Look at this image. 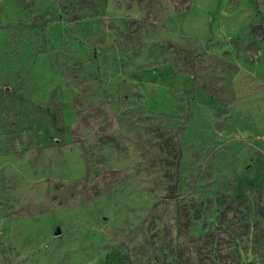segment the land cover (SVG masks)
<instances>
[{"label": "rangeland", "instance_id": "obj_1", "mask_svg": "<svg viewBox=\"0 0 264 264\" xmlns=\"http://www.w3.org/2000/svg\"><path fill=\"white\" fill-rule=\"evenodd\" d=\"M0 264H264V0H0Z\"/></svg>", "mask_w": 264, "mask_h": 264}, {"label": "water", "instance_id": "obj_2", "mask_svg": "<svg viewBox=\"0 0 264 264\" xmlns=\"http://www.w3.org/2000/svg\"><path fill=\"white\" fill-rule=\"evenodd\" d=\"M55 233H56V234H60V230L57 229V230L55 231Z\"/></svg>", "mask_w": 264, "mask_h": 264}, {"label": "trees", "instance_id": "obj_3", "mask_svg": "<svg viewBox=\"0 0 264 264\" xmlns=\"http://www.w3.org/2000/svg\"><path fill=\"white\" fill-rule=\"evenodd\" d=\"M148 26H150V27H153L154 25H153V24H151V23H148Z\"/></svg>", "mask_w": 264, "mask_h": 264}]
</instances>
